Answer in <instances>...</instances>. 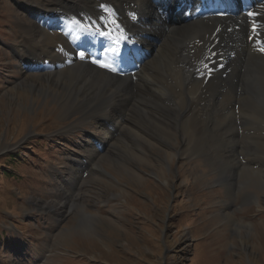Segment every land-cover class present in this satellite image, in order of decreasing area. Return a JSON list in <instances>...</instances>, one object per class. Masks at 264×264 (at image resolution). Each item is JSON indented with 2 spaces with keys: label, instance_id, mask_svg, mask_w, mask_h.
<instances>
[{
  "label": "rangeland",
  "instance_id": "obj_1",
  "mask_svg": "<svg viewBox=\"0 0 264 264\" xmlns=\"http://www.w3.org/2000/svg\"><path fill=\"white\" fill-rule=\"evenodd\" d=\"M23 4L0 0V264H264L258 163L248 179L186 151L176 127L190 104L168 138L142 131L151 142L134 140L128 115L116 127L81 107L66 115L70 101L17 55ZM158 74L171 94V73ZM238 127L240 158L255 155V132Z\"/></svg>",
  "mask_w": 264,
  "mask_h": 264
},
{
  "label": "bare ground",
  "instance_id": "obj_2",
  "mask_svg": "<svg viewBox=\"0 0 264 264\" xmlns=\"http://www.w3.org/2000/svg\"><path fill=\"white\" fill-rule=\"evenodd\" d=\"M23 5L32 22L20 23L28 41L17 55L29 70L41 72L44 91L70 101L66 115L81 107L87 119L97 116L115 127L126 125L128 115L138 125L128 128L134 140L151 142L142 131L167 137V121L176 127L190 104L191 114L176 127L186 151L244 171L243 178H251L257 163L264 174V0H24ZM73 14L90 29L81 31ZM112 17L124 27L103 23ZM104 29L109 34L101 35ZM120 53L132 59H119L115 72L93 63L116 64ZM161 71L171 73L169 95ZM238 123L255 132L256 154L243 159Z\"/></svg>",
  "mask_w": 264,
  "mask_h": 264
},
{
  "label": "snow or ice",
  "instance_id": "obj_3",
  "mask_svg": "<svg viewBox=\"0 0 264 264\" xmlns=\"http://www.w3.org/2000/svg\"><path fill=\"white\" fill-rule=\"evenodd\" d=\"M101 35H107V34H106V33H101ZM260 51L264 52V47H262V48L260 49ZM79 55H80V58H81V59H84V58H85V54H84V52H81ZM93 63H99V66H100V67H102V68H106V69H108V70H110V71H112V72L117 71V69H116L115 67H111L110 65L105 64V63H100V62H98V61H96V60H94Z\"/></svg>",
  "mask_w": 264,
  "mask_h": 264
}]
</instances>
